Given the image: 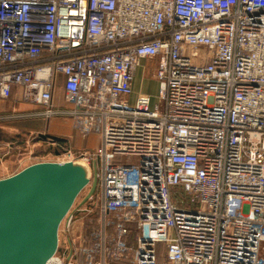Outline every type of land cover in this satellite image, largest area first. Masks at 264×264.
I'll return each instance as SVG.
<instances>
[{"label": "built area", "instance_id": "obj_1", "mask_svg": "<svg viewBox=\"0 0 264 264\" xmlns=\"http://www.w3.org/2000/svg\"><path fill=\"white\" fill-rule=\"evenodd\" d=\"M143 61L154 105L133 90ZM15 90L43 108L16 119L100 137L28 144L49 147L34 163L97 169L60 228L82 213L98 228L59 238L48 264H264V0H0V103Z\"/></svg>", "mask_w": 264, "mask_h": 264}, {"label": "water", "instance_id": "obj_2", "mask_svg": "<svg viewBox=\"0 0 264 264\" xmlns=\"http://www.w3.org/2000/svg\"><path fill=\"white\" fill-rule=\"evenodd\" d=\"M97 188V169L82 161L38 162L0 179V264H48L60 227L79 195Z\"/></svg>", "mask_w": 264, "mask_h": 264}, {"label": "rangeland", "instance_id": "obj_3", "mask_svg": "<svg viewBox=\"0 0 264 264\" xmlns=\"http://www.w3.org/2000/svg\"><path fill=\"white\" fill-rule=\"evenodd\" d=\"M152 69V70H151ZM147 73L144 75H140L136 81L135 87V94L136 96L139 95H148L152 98V105L157 102L159 96V82L153 76L156 69L150 68ZM146 74V75H145ZM29 108V107H27ZM26 108L21 106L20 102L17 101L16 103H11L10 101L1 104L0 103V153L5 155L6 153H10L8 157L4 158L2 163H0V178H4L16 171H18L22 164H28L29 162L34 163L37 162L27 160L29 158L28 155L24 156L30 152L27 151V145L32 142H37L38 138L40 139V133H44V130L51 129L57 130L60 132H68V133H75V130L72 125H64V123L58 121V125H56V118H52L51 122L48 123L49 125L46 127L45 119L40 118L37 119L38 122H32L30 119H16V116L19 113L15 111L25 110ZM33 110H36L37 113H41L43 109L41 107H33ZM28 124L34 125L29 126ZM79 138H81L79 136ZM41 140V139H40ZM100 144V137L95 132L89 135L88 141L84 139H80V148L81 149H88V150H96ZM48 146L46 144L40 143V145L36 146L34 152L37 156H43L40 158H48ZM2 150V151H1ZM19 159V166L16 165ZM25 159V160H24ZM83 162V161H82ZM90 187L86 188L78 197L76 204L83 201L84 195L88 193ZM75 205V204H74ZM92 206V205H91ZM94 206V205H93ZM98 219L96 213H92L87 216L85 213L79 214L77 216V221L72 229V233L68 234L63 232V229L59 233L60 243L64 246L65 236L67 235L68 238H75L77 239L80 234L90 233L91 229H97V222Z\"/></svg>", "mask_w": 264, "mask_h": 264}, {"label": "crops", "instance_id": "obj_4", "mask_svg": "<svg viewBox=\"0 0 264 264\" xmlns=\"http://www.w3.org/2000/svg\"><path fill=\"white\" fill-rule=\"evenodd\" d=\"M153 67H154V69L157 68V63L155 61L154 62L153 61H143L142 64H141V66L138 67V69L136 71L134 83H133V90H134V92H135L137 78L140 75H144L146 69H147V72H148L149 71L148 69L153 68ZM16 93H17V90H15V95L10 100V102L17 104V101H19L20 104H21V106L25 107L26 109L25 110H21V111H15V112L19 113V115H29V114H33V113L36 114L37 113L36 110H33V107L34 106H30V105L23 104L21 102L20 97ZM55 100H56V106L57 107H59V108H63V107L65 108L66 107L67 109H71V106L69 107L64 102V91L61 89V87L57 90V94H56V99ZM1 104H4V103H1ZM27 107H29V108H27ZM30 118L32 120H29V121L38 122L39 120L37 121V119H40L41 117H25V119H30ZM54 118L57 119L56 120V125H54V127L57 126L58 125V121H60V122L64 123V125H69V126L72 125L73 128H74L73 121H72L71 118H65V117H54ZM51 120H50V122H51ZM28 125L29 126H32V127L34 126L32 124H28ZM44 125L47 127L49 124L47 125L46 122H45ZM74 130H75V133H68V132H60V131H57L56 129L55 130H52V131H51V129H46V130H44V133H40L38 135L47 134V135H51V136H54V137L62 138L64 140H66V143L64 144V146H69V147H72L74 149L80 150L81 149L80 148V139H84V140L88 141L89 136L88 137H83L79 133V131L77 129L74 128ZM79 136L81 138H79ZM38 145H40V143L34 145V147L27 145V150H29L31 148H34L35 149V147L38 146ZM9 154L10 153H7L5 155H2V153H0V163H2V161L4 160V158L8 157ZM18 162H19V159H18L17 164H16V165L19 166ZM31 164H32L31 162H29L28 164H22L21 163V165L19 166L21 168L18 171L14 172V173L6 176V177H9V176H12V175L18 173L19 171H21L22 169H24L25 167H27V166H29ZM0 179H2V178H0ZM74 257H75V254H73V259H74ZM76 260H78L77 256H76ZM159 261L161 263H164L165 262V255L163 253L160 255Z\"/></svg>", "mask_w": 264, "mask_h": 264}, {"label": "trees", "instance_id": "obj_5", "mask_svg": "<svg viewBox=\"0 0 264 264\" xmlns=\"http://www.w3.org/2000/svg\"><path fill=\"white\" fill-rule=\"evenodd\" d=\"M40 139L42 141H46V140H52V141H56L57 143L61 144L62 146H64V144L66 143V140L62 139V138H58V137H54L51 135H39Z\"/></svg>", "mask_w": 264, "mask_h": 264}]
</instances>
